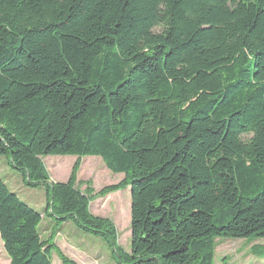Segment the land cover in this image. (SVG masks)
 I'll list each match as a JSON object with an SVG mask.
<instances>
[{"label": "trees", "instance_id": "trees-1", "mask_svg": "<svg viewBox=\"0 0 264 264\" xmlns=\"http://www.w3.org/2000/svg\"><path fill=\"white\" fill-rule=\"evenodd\" d=\"M0 155L46 191L40 213L0 177L9 264H77L65 222L116 264H215L216 238L264 239V0H0ZM49 155L77 156L67 181ZM85 156L124 174L101 195L131 186L130 252L77 186Z\"/></svg>", "mask_w": 264, "mask_h": 264}, {"label": "rangeland", "instance_id": "rangeland-1", "mask_svg": "<svg viewBox=\"0 0 264 264\" xmlns=\"http://www.w3.org/2000/svg\"><path fill=\"white\" fill-rule=\"evenodd\" d=\"M77 156L49 155L43 161L53 181H67ZM0 177L12 192L34 210L44 213L46 209V191L44 186L37 188L25 185L22 174L9 162L8 157L0 155ZM124 174L109 170L99 156H85L80 159L77 174V186L84 192L91 187L90 211L95 216L110 219L118 231V244L126 251L131 250V193L126 189L114 191L107 195L99 192L108 185L116 184ZM52 217H45L41 231L46 237L50 232ZM215 264H264V257L258 256L255 246L264 245V239L253 238H216ZM56 245L77 264H116L112 251L102 237L77 227L72 222L60 226ZM0 264H9L8 255L0 238ZM52 264H62L58 254L53 252Z\"/></svg>", "mask_w": 264, "mask_h": 264}, {"label": "clouds", "instance_id": "clouds-1", "mask_svg": "<svg viewBox=\"0 0 264 264\" xmlns=\"http://www.w3.org/2000/svg\"><path fill=\"white\" fill-rule=\"evenodd\" d=\"M252 135H253L252 132L241 133L240 139L241 140H244V142L247 143L248 140H250V138H251ZM245 137H248V140H245Z\"/></svg>", "mask_w": 264, "mask_h": 264}]
</instances>
